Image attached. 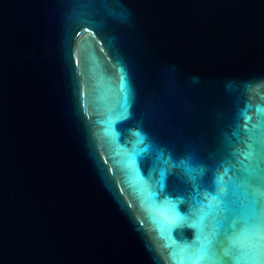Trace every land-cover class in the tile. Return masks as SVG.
<instances>
[{"label": "water", "instance_id": "95a60500", "mask_svg": "<svg viewBox=\"0 0 264 264\" xmlns=\"http://www.w3.org/2000/svg\"><path fill=\"white\" fill-rule=\"evenodd\" d=\"M252 160L264 0H0V264H180Z\"/></svg>", "mask_w": 264, "mask_h": 264}, {"label": "snow or ice", "instance_id": "6c2138e0", "mask_svg": "<svg viewBox=\"0 0 264 264\" xmlns=\"http://www.w3.org/2000/svg\"><path fill=\"white\" fill-rule=\"evenodd\" d=\"M253 156L255 152L250 151L246 158ZM191 163V155L180 161L189 174L192 169L187 165ZM260 167L258 161L252 160L239 185L223 183L218 178L219 166L215 171L199 169L201 176L205 172L213 174L207 184L194 185L206 193L203 199L198 190L195 200L183 201L188 208L182 214L178 212L179 219L187 221L185 226L193 229L192 258L180 264H264V173ZM229 170L235 171L224 169ZM237 192L242 199H233Z\"/></svg>", "mask_w": 264, "mask_h": 264}]
</instances>
